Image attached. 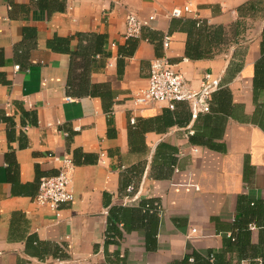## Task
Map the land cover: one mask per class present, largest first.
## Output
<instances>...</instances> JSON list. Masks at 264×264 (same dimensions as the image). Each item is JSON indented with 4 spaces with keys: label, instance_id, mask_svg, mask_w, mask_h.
<instances>
[{
    "label": "crops",
    "instance_id": "crops-1",
    "mask_svg": "<svg viewBox=\"0 0 264 264\" xmlns=\"http://www.w3.org/2000/svg\"><path fill=\"white\" fill-rule=\"evenodd\" d=\"M163 56L210 111L134 109ZM0 264H264V0H0Z\"/></svg>",
    "mask_w": 264,
    "mask_h": 264
},
{
    "label": "built area",
    "instance_id": "built-area-1",
    "mask_svg": "<svg viewBox=\"0 0 264 264\" xmlns=\"http://www.w3.org/2000/svg\"><path fill=\"white\" fill-rule=\"evenodd\" d=\"M188 7H185V11ZM182 10H174L172 15L181 16ZM156 14L142 18L134 12L126 15V36L139 37L144 27H152ZM171 35L165 34L163 45L169 48ZM19 65L15 68L19 69ZM220 86V79L213 78L212 74H205L199 88H194L184 74L176 68L167 56L154 58L151 62L150 74L146 86L140 88L131 98L135 110H142L152 105L162 104L170 110H176L180 102H188L192 114L208 112L211 108V95ZM134 122V119H131ZM193 131L187 130L186 136ZM56 175L41 178L35 202L41 206H49L58 217L62 207L75 200L72 189L71 173L75 167L70 156H66ZM196 231V229H192Z\"/></svg>",
    "mask_w": 264,
    "mask_h": 264
},
{
    "label": "trees",
    "instance_id": "trees-1",
    "mask_svg": "<svg viewBox=\"0 0 264 264\" xmlns=\"http://www.w3.org/2000/svg\"><path fill=\"white\" fill-rule=\"evenodd\" d=\"M132 38H134V37H132ZM135 39H137V38H135ZM166 109H169V108H166ZM170 110V109H169Z\"/></svg>",
    "mask_w": 264,
    "mask_h": 264
}]
</instances>
